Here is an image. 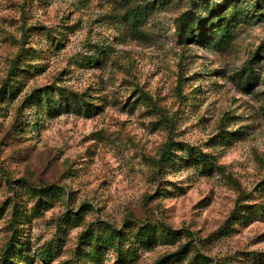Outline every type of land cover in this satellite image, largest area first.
<instances>
[{
    "label": "rangeland",
    "instance_id": "rangeland-1",
    "mask_svg": "<svg viewBox=\"0 0 264 264\" xmlns=\"http://www.w3.org/2000/svg\"><path fill=\"white\" fill-rule=\"evenodd\" d=\"M0 264H264V0H0Z\"/></svg>",
    "mask_w": 264,
    "mask_h": 264
},
{
    "label": "trees",
    "instance_id": "trees-1",
    "mask_svg": "<svg viewBox=\"0 0 264 264\" xmlns=\"http://www.w3.org/2000/svg\"><path fill=\"white\" fill-rule=\"evenodd\" d=\"M214 9L217 10L216 7H214ZM129 18L132 19V22H133V24H134V27H135V28H139V26H138V24H137V23H138V18H139V16L137 15V13H135V12H129ZM209 25H210V24L207 23L206 26H209ZM188 26H189L190 30H192L193 27H194V22H190ZM222 27H223V26H222ZM225 33H226V34H225ZM191 34H192V36L194 35V33H191ZM223 34H225V37H227V32H224V31H223ZM165 156H167V151H165ZM206 162L209 163V160H208L207 157H206ZM148 232H149V231H148V226L142 228L141 231H140V236H141V238H142V239L145 238V237L147 236V233H148ZM189 252H190V251H189V247H188L187 244H185V245L182 246L177 252L170 254L168 257H165L164 260H165V261H167V260H172V259H179V260H182V259H185V258L188 256Z\"/></svg>",
    "mask_w": 264,
    "mask_h": 264
}]
</instances>
